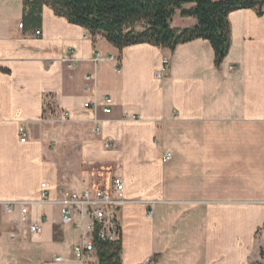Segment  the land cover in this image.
<instances>
[{"label":"crops","instance_id":"0c3cea01","mask_svg":"<svg viewBox=\"0 0 264 264\" xmlns=\"http://www.w3.org/2000/svg\"><path fill=\"white\" fill-rule=\"evenodd\" d=\"M22 17L23 0H0V264H82L73 253L82 232L62 223L59 203L37 201L40 184L59 200L62 189L105 182L90 180L105 163L124 183L122 264H264V13L228 14L230 46L218 66L205 39L119 50L48 5L37 26L19 27ZM196 23L179 9L171 20L179 30ZM96 52L118 64L95 63ZM91 72L95 88L86 92ZM104 94L112 112L97 109L93 134L83 104ZM46 109L68 111L73 129L54 151ZM8 200L32 202L23 216L18 206L4 210ZM33 222L40 233L29 232Z\"/></svg>","mask_w":264,"mask_h":264},{"label":"trees","instance_id":"16d2710c","mask_svg":"<svg viewBox=\"0 0 264 264\" xmlns=\"http://www.w3.org/2000/svg\"><path fill=\"white\" fill-rule=\"evenodd\" d=\"M186 4H193L185 8ZM48 5L68 22L84 27L91 34L101 33L114 47L148 43L173 50L194 39L208 40L214 52V64L220 65L230 46L228 14L249 8L261 16L264 0H23V22L39 25L42 6ZM192 16L193 27L171 26L175 10ZM97 264H122L121 228L115 239L94 238Z\"/></svg>","mask_w":264,"mask_h":264},{"label":"built area","instance_id":"2783aa9c","mask_svg":"<svg viewBox=\"0 0 264 264\" xmlns=\"http://www.w3.org/2000/svg\"><path fill=\"white\" fill-rule=\"evenodd\" d=\"M22 27V23H19ZM36 36L42 35V32L35 30ZM69 66L73 65L74 58L72 52L69 51L65 58ZM97 61H113L118 64L119 58L115 55H103L96 52L94 62ZM168 65V59L162 61V68L158 71L157 76L161 77ZM95 72L85 75L86 84L84 91L90 92L95 88ZM84 107L91 108L94 113L93 122L96 123L92 129L93 134L100 132V125L96 117L97 109L108 115L112 112L111 98L109 95H102L100 100L93 102H84ZM63 118H69V112L63 110L61 113ZM19 140L25 142L28 137V131L24 125L18 127ZM111 142L106 141L105 147L108 148ZM161 147L159 143H156ZM171 157V152L165 150L161 154V160L165 161ZM61 198L59 200L49 199V189L46 183L40 184V198L38 202H56L60 204V216L62 223L70 224L74 228L82 232V238L74 244L73 253L75 260L82 264H88L95 255L94 238L97 239H115L117 237L118 216L120 209L126 202L124 196V183L121 177L112 176L108 181L103 183H94L83 189H62L60 190ZM32 201L24 200H8L3 201L5 211H13L15 207H19L23 216L27 213V206ZM152 215L151 211L147 212V216ZM42 226L39 222L29 224L30 233H40ZM62 260L57 257L56 261Z\"/></svg>","mask_w":264,"mask_h":264},{"label":"rangeland","instance_id":"374dc122","mask_svg":"<svg viewBox=\"0 0 264 264\" xmlns=\"http://www.w3.org/2000/svg\"><path fill=\"white\" fill-rule=\"evenodd\" d=\"M69 118H63L60 113H56L50 109H46V114H44V123L46 124V133H47V144L50 150L54 151L58 144V139L63 138L64 141L68 139V136L73 132V129L68 126ZM66 165L62 162L59 163L60 171H66ZM102 166L101 171H103V175H97L90 177L91 179H100L105 178V181H108L111 178V174L108 173L109 167L107 163L100 165ZM88 264H97V258L93 257V259Z\"/></svg>","mask_w":264,"mask_h":264}]
</instances>
